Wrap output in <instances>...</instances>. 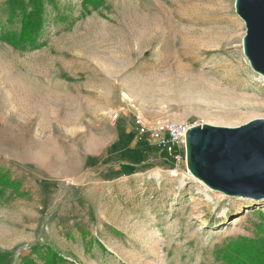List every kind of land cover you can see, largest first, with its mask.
I'll return each mask as SVG.
<instances>
[{"label": "rangeland", "instance_id": "1", "mask_svg": "<svg viewBox=\"0 0 264 264\" xmlns=\"http://www.w3.org/2000/svg\"><path fill=\"white\" fill-rule=\"evenodd\" d=\"M41 2L36 39L15 45L35 4L0 0V164L16 182L0 183V264H52L49 251L61 264H234L227 245L263 234L264 200L209 189L131 137L136 115L145 139L164 121L264 118L236 0Z\"/></svg>", "mask_w": 264, "mask_h": 264}, {"label": "water", "instance_id": "2", "mask_svg": "<svg viewBox=\"0 0 264 264\" xmlns=\"http://www.w3.org/2000/svg\"><path fill=\"white\" fill-rule=\"evenodd\" d=\"M245 21L243 49L252 68L264 76V0H236ZM190 172L228 196L264 200V118L239 126L204 123L186 135Z\"/></svg>", "mask_w": 264, "mask_h": 264}, {"label": "trees", "instance_id": "3", "mask_svg": "<svg viewBox=\"0 0 264 264\" xmlns=\"http://www.w3.org/2000/svg\"><path fill=\"white\" fill-rule=\"evenodd\" d=\"M35 8L25 12L23 18V28L20 37L17 38L16 32H11L8 39L15 45L33 42L36 39L37 33L41 30L44 19L42 13L41 0H33ZM14 8V5L11 4ZM0 183L14 185L16 182L11 179L8 170H4L0 164ZM263 234L257 235L255 238L239 237L232 240L227 245L225 257L234 264H264V219L259 224ZM49 259L52 264H61L63 258L54 251H49Z\"/></svg>", "mask_w": 264, "mask_h": 264}, {"label": "built area", "instance_id": "4", "mask_svg": "<svg viewBox=\"0 0 264 264\" xmlns=\"http://www.w3.org/2000/svg\"><path fill=\"white\" fill-rule=\"evenodd\" d=\"M136 122L140 124L139 134L146 132L145 127L141 124V116L136 115ZM196 125H201L197 122H177L164 121L157 123L149 132L156 147L168 154L178 165L182 160H186V135L188 130Z\"/></svg>", "mask_w": 264, "mask_h": 264}, {"label": "crops", "instance_id": "5", "mask_svg": "<svg viewBox=\"0 0 264 264\" xmlns=\"http://www.w3.org/2000/svg\"><path fill=\"white\" fill-rule=\"evenodd\" d=\"M131 138H132L133 141H135L136 143H138L137 144L138 150H137V153L136 154L143 152L141 150V147L142 148L144 147V148H147L148 149V148H155V146H156L155 143H154V141L151 138L145 139L143 134H138L136 131H133ZM147 142H150V143H147ZM133 156H134V154L131 156V160H133L132 159Z\"/></svg>", "mask_w": 264, "mask_h": 264}, {"label": "bare ground", "instance_id": "6", "mask_svg": "<svg viewBox=\"0 0 264 264\" xmlns=\"http://www.w3.org/2000/svg\"><path fill=\"white\" fill-rule=\"evenodd\" d=\"M239 26V25H238ZM191 173V172H190ZM192 174V173H191ZM207 186V185H206ZM208 187V186H207ZM209 188V187H208ZM210 189V188H209ZM248 200V204L247 206H253V205H257V204H261L263 201L262 200H255V199H247ZM202 224L203 225H206L208 224V221L207 220H202Z\"/></svg>", "mask_w": 264, "mask_h": 264}]
</instances>
